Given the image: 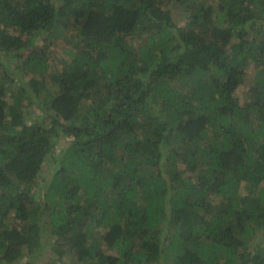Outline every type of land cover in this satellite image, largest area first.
<instances>
[{"label":"trees","instance_id":"1","mask_svg":"<svg viewBox=\"0 0 264 264\" xmlns=\"http://www.w3.org/2000/svg\"><path fill=\"white\" fill-rule=\"evenodd\" d=\"M0 260L264 264V0H0Z\"/></svg>","mask_w":264,"mask_h":264},{"label":"rangeland","instance_id":"2","mask_svg":"<svg viewBox=\"0 0 264 264\" xmlns=\"http://www.w3.org/2000/svg\"><path fill=\"white\" fill-rule=\"evenodd\" d=\"M174 13L175 14H174V17H173V21H174L175 25L183 26L185 20H184V16L183 15L181 16V11L180 10H176ZM185 16L187 17V14ZM63 58H65V56L63 54V48H62V46H58V48L56 49V57H55V61H54L55 63L59 62L57 64L58 67L60 66V60L63 59ZM245 94H246V88H244V87L239 88L236 92L233 93V96L236 99L234 101L242 102V100L244 99V95ZM59 140L61 141L59 144L62 145V144H65V142L68 139L67 138H65V139H61L60 138ZM48 174H49L48 170L44 169L43 175L45 176V175H48ZM46 186H47V183H46V185H43L42 187H40L36 194L33 193L32 194V198L35 199V200L42 198V196L45 193ZM58 250H59V248H58ZM0 262H1V260H0ZM23 263H25L24 260H23Z\"/></svg>","mask_w":264,"mask_h":264}]
</instances>
